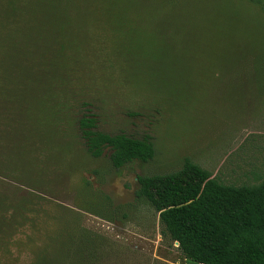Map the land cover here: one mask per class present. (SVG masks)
I'll return each instance as SVG.
<instances>
[{
	"label": "rangeland",
	"instance_id": "rangeland-1",
	"mask_svg": "<svg viewBox=\"0 0 264 264\" xmlns=\"http://www.w3.org/2000/svg\"><path fill=\"white\" fill-rule=\"evenodd\" d=\"M19 12L0 1V178L51 200L57 221L42 230L74 218L107 237L95 264H193L137 197L138 175L175 171L189 157L224 183L264 180V70L254 68L264 62V0H119L110 14L141 48L136 63L88 56L71 68L50 62L43 43L9 46ZM243 48L254 70L206 72L235 67ZM84 114L105 132L151 135L154 159L117 169L108 153L91 156ZM31 257L14 250L2 264Z\"/></svg>",
	"mask_w": 264,
	"mask_h": 264
},
{
	"label": "trees",
	"instance_id": "trees-1",
	"mask_svg": "<svg viewBox=\"0 0 264 264\" xmlns=\"http://www.w3.org/2000/svg\"><path fill=\"white\" fill-rule=\"evenodd\" d=\"M0 1L20 9L7 39L13 49L26 51L22 47L28 42L44 44L46 53L57 57L49 61L66 68L81 66L88 56L98 63L129 57L136 63L141 48L130 41V31L121 22L114 24L110 14L119 0ZM252 52L243 48L235 67L211 64L206 72L217 75L245 67L264 70V62L258 60L253 68L248 58ZM79 128L89 154L99 158L108 153L117 169L135 160L150 162L156 155L149 134L105 132L99 129L97 118L87 114L80 117ZM138 184L137 197L160 214L162 235L179 242L193 264H264V180L224 183L186 157L175 171L138 175ZM51 204L44 195L0 178V264L12 259L14 250H29L30 264L97 263L107 237L74 218L51 231L42 230V223L57 221L48 211Z\"/></svg>",
	"mask_w": 264,
	"mask_h": 264
},
{
	"label": "water",
	"instance_id": "water-1",
	"mask_svg": "<svg viewBox=\"0 0 264 264\" xmlns=\"http://www.w3.org/2000/svg\"><path fill=\"white\" fill-rule=\"evenodd\" d=\"M179 243V242H178Z\"/></svg>",
	"mask_w": 264,
	"mask_h": 264
}]
</instances>
